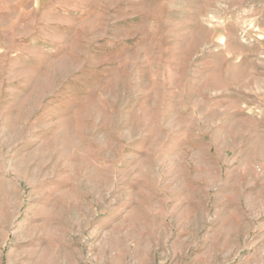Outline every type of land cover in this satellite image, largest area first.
<instances>
[{
    "label": "rangeland",
    "instance_id": "374dc122",
    "mask_svg": "<svg viewBox=\"0 0 264 264\" xmlns=\"http://www.w3.org/2000/svg\"><path fill=\"white\" fill-rule=\"evenodd\" d=\"M0 264H264V0H0Z\"/></svg>",
    "mask_w": 264,
    "mask_h": 264
}]
</instances>
